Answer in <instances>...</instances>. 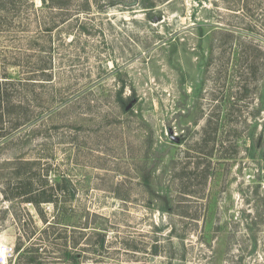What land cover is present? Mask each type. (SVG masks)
<instances>
[{"label": "rangeland", "instance_id": "rangeland-1", "mask_svg": "<svg viewBox=\"0 0 264 264\" xmlns=\"http://www.w3.org/2000/svg\"><path fill=\"white\" fill-rule=\"evenodd\" d=\"M1 21L2 70L51 79L0 148V243L28 233L41 264H264V0H16ZM20 156L58 206L5 198L39 169Z\"/></svg>", "mask_w": 264, "mask_h": 264}, {"label": "trees", "instance_id": "trees-1", "mask_svg": "<svg viewBox=\"0 0 264 264\" xmlns=\"http://www.w3.org/2000/svg\"><path fill=\"white\" fill-rule=\"evenodd\" d=\"M14 1L16 0H0V27L4 26L1 21V16L5 13L8 4H13ZM47 1L43 0L44 3ZM53 28L51 26L47 30H52ZM29 68V71H25L27 73L26 75L18 74L17 76H13L8 68L2 70L0 67V148L8 143L33 118L35 105L34 100L28 98L29 88L42 79H51L49 67L46 65ZM15 160L25 164L39 165V169L34 172L30 171V173H19L21 175L17 178L21 180V189L12 195L6 191L7 189L4 190L5 198L10 201L21 198L23 202L32 203L37 208H40L43 202H51L58 206V188L51 187L48 189L43 184L35 186L36 178L41 179L43 176L48 175V172L43 173V170L42 172L40 170V165L42 164L41 159L30 160L25 156H20L15 158ZM26 234H21L19 237V243L16 247L18 260L24 264H41V253H39V250L26 249L24 247L25 242L30 237ZM67 255L71 256V253L68 252Z\"/></svg>", "mask_w": 264, "mask_h": 264}, {"label": "built area", "instance_id": "built-area-1", "mask_svg": "<svg viewBox=\"0 0 264 264\" xmlns=\"http://www.w3.org/2000/svg\"><path fill=\"white\" fill-rule=\"evenodd\" d=\"M16 254V248L13 244L0 243V264H9Z\"/></svg>", "mask_w": 264, "mask_h": 264}, {"label": "flooded vegetation", "instance_id": "flooded-vegetation-1", "mask_svg": "<svg viewBox=\"0 0 264 264\" xmlns=\"http://www.w3.org/2000/svg\"><path fill=\"white\" fill-rule=\"evenodd\" d=\"M153 8H155V7H151L150 9H153ZM156 18L159 19L160 17H159V16H156V17L154 16V17H152V19H156Z\"/></svg>", "mask_w": 264, "mask_h": 264}, {"label": "water", "instance_id": "water-1", "mask_svg": "<svg viewBox=\"0 0 264 264\" xmlns=\"http://www.w3.org/2000/svg\"><path fill=\"white\" fill-rule=\"evenodd\" d=\"M176 141H178L179 139L178 138H175Z\"/></svg>", "mask_w": 264, "mask_h": 264}]
</instances>
